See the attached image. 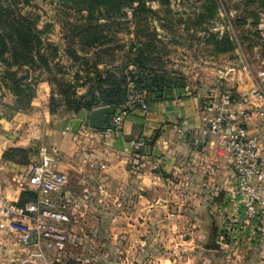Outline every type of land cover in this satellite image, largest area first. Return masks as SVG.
<instances>
[{
  "label": "crops",
  "instance_id": "crops-1",
  "mask_svg": "<svg viewBox=\"0 0 264 264\" xmlns=\"http://www.w3.org/2000/svg\"><path fill=\"white\" fill-rule=\"evenodd\" d=\"M258 27L264 42V13ZM255 50L254 60L264 66V50ZM258 72L248 67L243 77H224L222 84L245 94L258 83L264 87ZM170 81L162 93L141 102L147 113L134 108V101L116 110L115 116L125 113L123 125L110 138L106 130L89 127L87 112L58 119L48 107L36 106L0 120L4 197L18 203L31 169L4 163L10 148L44 141L68 177L55 196L70 220L68 241L42 264H264V217L243 221V203L231 199L235 173L226 153L215 145L202 151L192 135L176 131L201 127L206 92ZM250 130L264 138V122ZM141 140L145 147L132 149L130 143ZM23 258L17 238L0 231V264Z\"/></svg>",
  "mask_w": 264,
  "mask_h": 264
},
{
  "label": "rangeland",
  "instance_id": "rangeland-1",
  "mask_svg": "<svg viewBox=\"0 0 264 264\" xmlns=\"http://www.w3.org/2000/svg\"><path fill=\"white\" fill-rule=\"evenodd\" d=\"M14 1V0H13ZM145 7L153 12L140 10L139 17H134L132 9L125 7L120 14L105 20L96 10L92 16L79 10L71 0H18L17 7L22 13L37 18L38 28L48 32V42L52 45L55 59L51 62L53 73L60 81H67L73 86L70 94L81 97L93 83L97 69H119L132 71L133 59L131 48L138 40L149 45L153 53L148 57L147 73L175 78L186 82L193 90L206 92L225 88L224 77L237 79L248 72L264 70L254 60V43L263 41L259 27L253 28L254 20L245 18L250 13H261L259 3L246 0H141ZM216 4V11L212 2ZM255 1V0H253ZM135 6L137 4H134ZM212 15V13H214ZM106 15L105 13H103ZM242 17V18H241ZM240 18V19H239ZM97 25L103 27L108 44L104 51L86 46L85 32ZM47 26L49 28L47 29ZM259 35L258 37L254 36ZM234 43L229 51L227 39ZM261 37V38H260ZM261 39V40H260ZM264 44V42H263ZM141 49V48H139ZM254 51V52H253ZM72 53L81 58L71 59ZM157 72H154V71ZM4 71L0 64V75ZM27 68L20 76H27ZM30 80L39 75L30 73ZM39 79V78H37ZM37 87V97L33 106L25 114L36 111V106L48 107L52 86L45 81ZM29 81V80H28ZM225 87H224V86ZM230 88V87H229ZM134 95L131 98H135ZM60 98V96H58ZM12 92L0 88V120H11L16 114L10 107L15 104ZM78 114L68 110L60 103L58 119H69ZM33 166L40 161L44 153H52L44 141L32 146ZM57 164H59L58 155ZM31 168V167H30ZM30 171V170H29ZM28 171V172H29ZM4 174L0 169V181Z\"/></svg>",
  "mask_w": 264,
  "mask_h": 264
},
{
  "label": "built area",
  "instance_id": "built-area-1",
  "mask_svg": "<svg viewBox=\"0 0 264 264\" xmlns=\"http://www.w3.org/2000/svg\"><path fill=\"white\" fill-rule=\"evenodd\" d=\"M264 79V70L257 73ZM142 113L147 105L141 104ZM125 113L114 116L105 137L116 134L123 125ZM202 125L198 129L180 126L177 133L192 135L193 145L204 151L210 145L226 153L235 173L231 199L243 203L245 223H257L264 217V138L251 133L250 128L264 122V87L258 83L250 92L240 94L230 88L212 90L204 97ZM132 149L145 147L144 141H132ZM57 153H44L31 166L25 190L34 191L38 198L23 206L10 202L0 193V231L17 238L25 258L5 264H42L47 254L59 255L65 250L69 218L58 204L56 195L68 183V177L58 170Z\"/></svg>",
  "mask_w": 264,
  "mask_h": 264
},
{
  "label": "trees",
  "instance_id": "trees-1",
  "mask_svg": "<svg viewBox=\"0 0 264 264\" xmlns=\"http://www.w3.org/2000/svg\"><path fill=\"white\" fill-rule=\"evenodd\" d=\"M79 7V10L92 14L97 10L105 20L120 14L125 7L132 9L134 17H139L141 9L146 12H153L145 7L141 0H71ZM18 0H0V64L4 71L0 75V88L12 92L15 96V104L10 107L13 112H26L33 106V101L37 97V87L44 82L42 78L52 86L51 97L48 109L53 116L57 113L60 103H64L68 110L73 113H91L102 107H113L116 110L125 109L127 104L134 101V108H139L142 101H146L153 95L162 93L165 87L171 86L170 78L159 73H147L148 57L153 53L149 50V45L136 41L132 45L131 53L133 56L132 71L119 69L99 70L97 69L93 83L88 88L85 95L79 97L76 93L70 94L73 86L67 81H60L53 73L51 62L55 59V54L49 55L48 51H53L52 45L48 42L45 30L38 28L37 18L24 15L17 7ZM248 3H259L261 13L247 14L245 18L254 20L253 28H257L260 23V14L264 13V0H246ZM28 4L29 0H25ZM134 4H137L136 6ZM216 11V4L212 2ZM105 13L106 15H104ZM215 14L212 13V15ZM242 18V17H241ZM240 19V18H239ZM49 26H47V29ZM85 43L88 48H95L104 51V46L108 44V39L104 34L103 27L97 25L96 28L90 27L85 32ZM254 36L258 37L259 35ZM227 39L229 51L234 48L233 41ZM261 38V37H260ZM261 40V39H260ZM141 48V50L139 49ZM253 50L262 48L263 41L256 42L252 46ZM71 59L78 61L81 59L77 53H72ZM27 68V76H20L23 69ZM36 72L37 78L30 80V73ZM154 72H157L156 70ZM32 77V75H31ZM29 80V81H28ZM135 93V98H131ZM60 96V98H58ZM142 104V103H141ZM124 111H129L128 109ZM105 122L106 128L110 127L109 120ZM146 145V144H145ZM33 152L31 149L10 148L4 152L2 160L4 163H11L18 166H29L32 164ZM38 195L34 191L24 190L17 203L23 206L29 202H35ZM54 264H78L73 261L55 262Z\"/></svg>",
  "mask_w": 264,
  "mask_h": 264
},
{
  "label": "water",
  "instance_id": "water-1",
  "mask_svg": "<svg viewBox=\"0 0 264 264\" xmlns=\"http://www.w3.org/2000/svg\"><path fill=\"white\" fill-rule=\"evenodd\" d=\"M181 84H184V81H181ZM115 115H116V109L113 107L98 108L92 111L91 113H89V117H88L89 127L93 130L105 131L107 129L105 122L107 121L108 118L114 117Z\"/></svg>",
  "mask_w": 264,
  "mask_h": 264
}]
</instances>
